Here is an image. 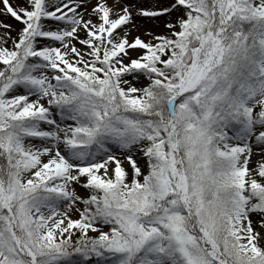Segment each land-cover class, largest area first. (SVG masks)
Listing matches in <instances>:
<instances>
[{"label":"snow or ice","instance_id":"obj_1","mask_svg":"<svg viewBox=\"0 0 264 264\" xmlns=\"http://www.w3.org/2000/svg\"><path fill=\"white\" fill-rule=\"evenodd\" d=\"M0 264H264V0H0Z\"/></svg>","mask_w":264,"mask_h":264}]
</instances>
